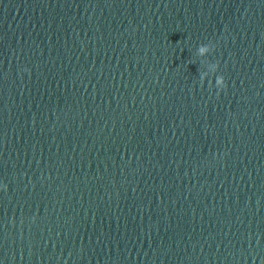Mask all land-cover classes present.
<instances>
[{"label":"water","instance_id":"1","mask_svg":"<svg viewBox=\"0 0 264 264\" xmlns=\"http://www.w3.org/2000/svg\"><path fill=\"white\" fill-rule=\"evenodd\" d=\"M0 182V264H264V0H0Z\"/></svg>","mask_w":264,"mask_h":264},{"label":"clouds","instance_id":"2","mask_svg":"<svg viewBox=\"0 0 264 264\" xmlns=\"http://www.w3.org/2000/svg\"><path fill=\"white\" fill-rule=\"evenodd\" d=\"M211 50H212V46L211 45L204 44V45H201L199 47L198 52H199V54L201 56H204V55H207V53L209 51H211ZM218 67H219L218 65H214L212 70L213 71H217ZM23 71L30 72V69L25 68ZM202 80L203 81L207 80V74H205L202 77ZM214 86L216 88L220 89V90H223L226 87V82H225V79H224V77L222 75H219V76L215 77ZM7 187H8V185L6 183L0 182V191H6Z\"/></svg>","mask_w":264,"mask_h":264}]
</instances>
